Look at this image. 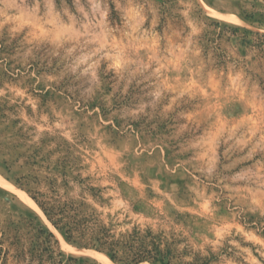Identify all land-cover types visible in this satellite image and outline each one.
Wrapping results in <instances>:
<instances>
[{
  "label": "rangeland",
  "instance_id": "obj_1",
  "mask_svg": "<svg viewBox=\"0 0 264 264\" xmlns=\"http://www.w3.org/2000/svg\"><path fill=\"white\" fill-rule=\"evenodd\" d=\"M263 36L264 0H0V264H126L51 183L176 264H264Z\"/></svg>",
  "mask_w": 264,
  "mask_h": 264
},
{
  "label": "trees",
  "instance_id": "obj_2",
  "mask_svg": "<svg viewBox=\"0 0 264 264\" xmlns=\"http://www.w3.org/2000/svg\"><path fill=\"white\" fill-rule=\"evenodd\" d=\"M30 195L49 222L63 232L68 241L77 239L84 246H92L106 252L111 260L123 259L126 264L156 260H162L165 264H176L170 250L163 249L160 241L155 238L145 240L149 234H146L142 240L138 238L137 232L129 235L126 240L116 239L105 226L100 225L94 218L80 216L72 205L60 200L56 185L53 183L46 191H36ZM47 235L53 238L51 233ZM43 252L48 259L52 260L53 251L50 245L45 246L39 252L37 256L39 259Z\"/></svg>",
  "mask_w": 264,
  "mask_h": 264
}]
</instances>
